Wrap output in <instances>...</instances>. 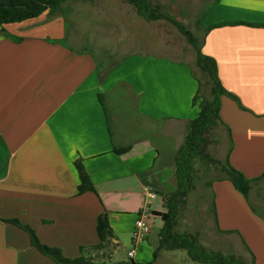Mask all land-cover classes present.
Returning <instances> with one entry per match:
<instances>
[{
	"label": "crops",
	"instance_id": "1",
	"mask_svg": "<svg viewBox=\"0 0 264 264\" xmlns=\"http://www.w3.org/2000/svg\"><path fill=\"white\" fill-rule=\"evenodd\" d=\"M235 21L264 24V0H218L201 25ZM67 26L62 10L47 11L0 31V264H56L10 220L31 227L42 243L74 259L82 247L100 243L97 220L107 212L114 233L110 244L131 246L148 184L158 192L150 222L160 229L154 213L165 212L163 195L172 191L176 153L200 111L198 82L187 63L137 52L104 72L95 55L67 43ZM203 52L216 59L222 84L248 109L221 98L220 115L233 139L230 164L249 179L259 177L264 27L214 28ZM79 161L94 186L82 194ZM211 188L218 231H235L226 234L242 245L244 240L254 264H264V217L229 180H216ZM151 235L152 230L148 247L140 244L134 258L129 246L134 263L162 261L161 251L156 260L150 258L158 242ZM92 252L86 254L93 257Z\"/></svg>",
	"mask_w": 264,
	"mask_h": 264
},
{
	"label": "rangeland",
	"instance_id": "2",
	"mask_svg": "<svg viewBox=\"0 0 264 264\" xmlns=\"http://www.w3.org/2000/svg\"><path fill=\"white\" fill-rule=\"evenodd\" d=\"M161 12L170 14L183 22L195 35L202 37L199 25L216 0H150ZM62 13L67 20V43L80 50L91 51L102 69L107 71L123 56L132 53L169 57L187 63L201 81L200 101L211 98L210 78L196 63L193 47L178 29L167 20H146L139 16L128 0L66 1ZM109 61V62H107ZM205 154L194 161L193 184L186 204L180 210L177 229L197 236L207 250L235 255L250 263L244 247L235 235L220 233L212 210L211 183L224 177V166L229 149L226 130L217 126L205 138ZM172 191L176 189L175 177L171 180ZM172 191L167 192V194ZM255 210L264 217V178L258 181L251 194ZM159 230L152 228V241H158ZM146 243V244H145ZM145 241L140 246L146 245ZM158 244V242H157ZM129 246L115 249L109 244L105 249L92 252L95 261L128 263ZM153 247V245H152ZM130 248H134L131 241ZM155 249V248H154ZM150 251V258H153ZM162 252L160 264H201L189 259L185 250ZM169 259L166 260L165 259Z\"/></svg>",
	"mask_w": 264,
	"mask_h": 264
},
{
	"label": "trees",
	"instance_id": "3",
	"mask_svg": "<svg viewBox=\"0 0 264 264\" xmlns=\"http://www.w3.org/2000/svg\"><path fill=\"white\" fill-rule=\"evenodd\" d=\"M66 1L89 0H0V31H5L4 26L6 24L20 23L35 19L47 11L51 14L61 11L63 4ZM217 1L218 0H216V2ZM128 2L134 7L137 14L146 20L164 19L171 22L185 37L187 42L193 47L196 55V63L198 67L209 76L211 84V98L202 99L200 101V111L198 115L189 122L184 142L176 153V189L169 194L163 195V206L165 208V212L154 213V215L160 218L162 226L159 230L158 244L153 251V260H156L159 257L161 250H185L191 261L201 264H247L244 259L236 257L235 255H226L221 252L207 250L202 244H200L197 236L188 233H182L177 229V226L179 212L186 204L189 192L194 188V161L200 156H206L204 147L206 135L211 129L217 126L223 127L228 133L229 137V149L224 166L225 175L220 180H229L234 188L239 193H241L249 203L252 211L256 213V210L250 201V194L253 184L262 180L264 178V173L259 177L249 179L241 171L237 170L230 164L229 157L233 149V139L230 127L223 122L220 115L221 98L226 96L236 102L241 110L248 111V109L241 103V100L237 95L230 92L222 84L218 74L217 61L215 58L206 55L203 52V46L206 36L214 28L235 25L264 27V24L235 21L221 22L208 26L199 25L203 30L202 37H199L189 30L187 26L177 18L171 16L170 14L161 12L160 7L153 5L150 0H128ZM84 52L93 55L91 51L84 50ZM98 67L99 70L102 69L99 63ZM194 76L198 82V91L195 98L196 102L201 91V81L195 74ZM75 167L77 169L80 182L78 192L82 194L87 191H93V183L83 164L80 161L76 162ZM212 210L215 215V221L217 222L215 197H213ZM9 222L25 230L30 236L31 245L35 247L42 255L53 260L56 264H128L125 262L113 263L111 261L97 262L95 261L94 257L86 254L87 250L99 251L105 249L110 244L111 239L114 237L107 212L99 215L97 220V233L100 243L89 248L82 247L81 256L74 259L65 257L61 249L42 243L35 230H33L31 227L20 223L18 220H10ZM233 232L235 231H227L226 233ZM242 242L245 249L251 254V261L249 264H254L255 257L253 253L250 251L244 240H242ZM131 264L136 263L131 260Z\"/></svg>",
	"mask_w": 264,
	"mask_h": 264
},
{
	"label": "built area",
	"instance_id": "4",
	"mask_svg": "<svg viewBox=\"0 0 264 264\" xmlns=\"http://www.w3.org/2000/svg\"><path fill=\"white\" fill-rule=\"evenodd\" d=\"M143 194L145 205L140 210L139 217L135 222V228L132 232V242L134 244V248H132L128 253L130 258H134L137 247L147 240L152 230L150 222V216L152 214L151 206L157 198L158 192L153 185L148 184L143 187Z\"/></svg>",
	"mask_w": 264,
	"mask_h": 264
}]
</instances>
